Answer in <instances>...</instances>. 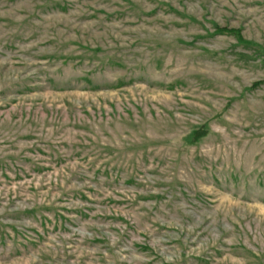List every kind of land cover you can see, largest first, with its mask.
<instances>
[{
  "label": "rangeland",
  "instance_id": "374dc122",
  "mask_svg": "<svg viewBox=\"0 0 264 264\" xmlns=\"http://www.w3.org/2000/svg\"><path fill=\"white\" fill-rule=\"evenodd\" d=\"M262 54L264 0H0V264H264Z\"/></svg>",
  "mask_w": 264,
  "mask_h": 264
},
{
  "label": "trees",
  "instance_id": "16d2710c",
  "mask_svg": "<svg viewBox=\"0 0 264 264\" xmlns=\"http://www.w3.org/2000/svg\"><path fill=\"white\" fill-rule=\"evenodd\" d=\"M215 33L216 34H224V35H234L236 36L241 42H243L244 44H249L248 42H244L241 37L239 36V32L237 30H229V29H226V28H215ZM262 57H263V62H264V54H262ZM262 83H264V81L262 82H256L252 85V87H257L259 85H261ZM197 133L196 132H192V134L189 136L190 139H193L192 141L196 140L197 138Z\"/></svg>",
  "mask_w": 264,
  "mask_h": 264
}]
</instances>
